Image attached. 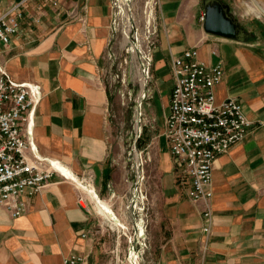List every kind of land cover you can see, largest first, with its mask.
<instances>
[{
	"label": "crops",
	"instance_id": "obj_1",
	"mask_svg": "<svg viewBox=\"0 0 264 264\" xmlns=\"http://www.w3.org/2000/svg\"><path fill=\"white\" fill-rule=\"evenodd\" d=\"M199 1L157 0L162 28L152 107L161 122L155 143L160 202L148 230L158 253L154 264H264V52L194 25ZM16 5L24 18L10 43L0 42V64L16 82L40 87L42 99L27 132L37 154L63 176L24 195L26 211L18 218L0 207V264H64L70 254L93 250L97 224L80 205L93 202L86 189L107 196L113 187L107 178L109 93L100 73L113 0H0V16ZM190 49L207 66L222 64L215 103L235 98L251 122L244 140L214 161L212 198L199 203L187 198L163 138L174 86L171 61ZM88 176L93 182L85 185L81 180ZM206 206L212 212L207 236L201 216Z\"/></svg>",
	"mask_w": 264,
	"mask_h": 264
},
{
	"label": "rangeland",
	"instance_id": "obj_2",
	"mask_svg": "<svg viewBox=\"0 0 264 264\" xmlns=\"http://www.w3.org/2000/svg\"><path fill=\"white\" fill-rule=\"evenodd\" d=\"M221 2L249 34L245 42L229 40V44L264 52V0ZM202 10L200 0L194 12L197 27L202 24ZM112 12L111 37L100 73L109 93L108 170L112 176L107 178L113 187L107 196L96 191L110 206L109 221L96 212L94 202L83 200L82 206L97 224L89 264H154L158 253L148 230L156 221L153 207L160 202L161 169L155 143L161 122L153 111L152 93L162 21L157 0H113ZM174 172L181 176L176 168Z\"/></svg>",
	"mask_w": 264,
	"mask_h": 264
},
{
	"label": "built area",
	"instance_id": "obj_3",
	"mask_svg": "<svg viewBox=\"0 0 264 264\" xmlns=\"http://www.w3.org/2000/svg\"><path fill=\"white\" fill-rule=\"evenodd\" d=\"M20 5L0 16V42L4 45L19 32L24 18ZM171 70L174 86L164 129L168 152L181 173L187 198L194 203L208 202L214 161L244 140L251 122L235 98L215 103L214 87L223 78L220 62L207 66L190 49L172 58ZM41 99L38 85L16 82L0 64V207L13 219L26 211L24 195L37 194L60 174L53 163L37 154L27 132ZM81 181L85 185L93 182L91 176ZM201 216L202 233L207 236L212 224L208 206ZM63 263L89 264V253L70 254Z\"/></svg>",
	"mask_w": 264,
	"mask_h": 264
},
{
	"label": "water",
	"instance_id": "obj_4",
	"mask_svg": "<svg viewBox=\"0 0 264 264\" xmlns=\"http://www.w3.org/2000/svg\"><path fill=\"white\" fill-rule=\"evenodd\" d=\"M203 31L210 36L245 42L249 37L247 31L230 14L229 6L221 0H203Z\"/></svg>",
	"mask_w": 264,
	"mask_h": 264
},
{
	"label": "bare ground",
	"instance_id": "obj_5",
	"mask_svg": "<svg viewBox=\"0 0 264 264\" xmlns=\"http://www.w3.org/2000/svg\"><path fill=\"white\" fill-rule=\"evenodd\" d=\"M86 193L89 196V198L95 203V210L96 212L101 215L104 219L109 221L108 214L110 212V206L107 202L103 201L98 197V195L95 193L94 189L92 187L86 189ZM140 236H142L140 234Z\"/></svg>",
	"mask_w": 264,
	"mask_h": 264
},
{
	"label": "flooded vegetation",
	"instance_id": "obj_6",
	"mask_svg": "<svg viewBox=\"0 0 264 264\" xmlns=\"http://www.w3.org/2000/svg\"><path fill=\"white\" fill-rule=\"evenodd\" d=\"M201 4H202V9L204 8V4H203V0H201ZM234 17V16H233ZM235 18V17H234ZM237 21H238V19L237 18H235ZM239 22V21H238ZM239 24H240V22H239Z\"/></svg>",
	"mask_w": 264,
	"mask_h": 264
}]
</instances>
